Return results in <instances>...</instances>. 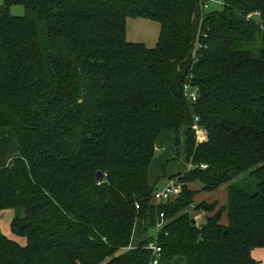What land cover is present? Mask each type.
I'll list each match as a JSON object with an SVG mask.
<instances>
[{
    "label": "trees",
    "instance_id": "obj_1",
    "mask_svg": "<svg viewBox=\"0 0 264 264\" xmlns=\"http://www.w3.org/2000/svg\"><path fill=\"white\" fill-rule=\"evenodd\" d=\"M128 18L157 21L156 46L128 41ZM0 34V129L19 144L0 166V210L14 212L0 264H149L161 212V264H259L264 0L206 14L200 0H4ZM183 130L182 192L151 205L157 140ZM226 184L227 205L196 199Z\"/></svg>",
    "mask_w": 264,
    "mask_h": 264
},
{
    "label": "rangeland",
    "instance_id": "obj_2",
    "mask_svg": "<svg viewBox=\"0 0 264 264\" xmlns=\"http://www.w3.org/2000/svg\"><path fill=\"white\" fill-rule=\"evenodd\" d=\"M4 0H0V4H3ZM210 6L204 9L206 14L209 11L221 10L224 5V0H209ZM10 12L16 16H23L25 14V7L21 4H15L10 7ZM257 18V17H255ZM160 36V24L157 21L145 19V18H128L127 20V40L131 42H142L149 47H154L158 43ZM1 133L0 140V152L6 147L11 146L9 140H12V136L8 138L4 131ZM171 134V135H170ZM177 141L176 132H165L159 136L157 140V151L149 166V175L154 180H157V186L162 187L166 181L177 178L190 169L192 162L188 159L187 153V133L181 131ZM198 138L196 136V143ZM250 174L244 173L237 178L236 183L247 184L250 181ZM192 205L191 210H193ZM195 217H199V222L205 220L204 215L193 212ZM12 211L0 210V229L3 234L12 237L11 223H12ZM149 236L155 237V228L149 227ZM138 245V242L133 241L128 248H133ZM254 258L259 264H264V247L255 248L253 250Z\"/></svg>",
    "mask_w": 264,
    "mask_h": 264
},
{
    "label": "built area",
    "instance_id": "obj_3",
    "mask_svg": "<svg viewBox=\"0 0 264 264\" xmlns=\"http://www.w3.org/2000/svg\"><path fill=\"white\" fill-rule=\"evenodd\" d=\"M201 10L202 12L204 9L208 8L210 6L209 0H200ZM201 47L200 41H197L196 44V51L198 48ZM195 53V57H196ZM189 97L192 99V101L197 100V94L195 92H191L189 94ZM198 118H196L193 129L196 133V136L198 138V141H204L207 138V131L201 127L198 123ZM192 165L190 166L191 169ZM202 167H206V165H202ZM182 192V183L177 178H172L162 186L158 187L154 190L152 197H151V205L160 206L170 200L171 197L179 195ZM137 208L140 207V205L137 203ZM166 218L164 212H161L156 219V223L154 225L156 236L149 238L148 241L144 244V249L150 250L152 252V256L150 259L149 264H161L162 262V246L159 244V237L158 233L163 229V227L166 224Z\"/></svg>",
    "mask_w": 264,
    "mask_h": 264
},
{
    "label": "crops",
    "instance_id": "obj_4",
    "mask_svg": "<svg viewBox=\"0 0 264 264\" xmlns=\"http://www.w3.org/2000/svg\"><path fill=\"white\" fill-rule=\"evenodd\" d=\"M0 5H3V4H0ZM1 41H2V36L0 34V43H1ZM0 131H4V134H6L7 136L9 135L8 138L10 136H12V140H9L11 146L6 147L5 149L2 150V152H0V166H6L10 163V161L12 159H14L16 156L19 155V144H18V141H17L15 134L11 130L1 128ZM1 133H3V132H0V136L2 135ZM1 144H2V140H0V145ZM156 151H157V144H156ZM149 179H150L151 184H156V188H158L157 180H154L153 178H151L150 175H149ZM194 187L200 188V185L197 183V184H194ZM196 199L197 200L218 201L219 206H225V205H227V201H228V186H227V184L223 185V186H221V188H219L215 191H211V192H207V191L199 192ZM10 211H12V217H13L14 212H13V210H10ZM196 213H198V214L200 213V214L204 215V217L207 214L204 211H201V212L198 211ZM199 217L198 218L195 217L197 220V223H201V222H199ZM224 221H225V219H224Z\"/></svg>",
    "mask_w": 264,
    "mask_h": 264
},
{
    "label": "water",
    "instance_id": "obj_5",
    "mask_svg": "<svg viewBox=\"0 0 264 264\" xmlns=\"http://www.w3.org/2000/svg\"><path fill=\"white\" fill-rule=\"evenodd\" d=\"M102 176H103V173H102L101 171H99V172L97 173V178L100 179V178H102ZM191 222H192V224H196V223H197L196 218L193 217V218L191 219Z\"/></svg>",
    "mask_w": 264,
    "mask_h": 264
}]
</instances>
